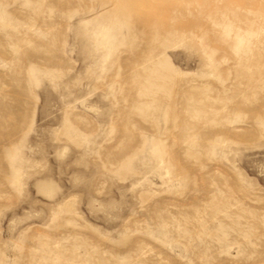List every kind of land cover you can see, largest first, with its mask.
Here are the masks:
<instances>
[{
    "label": "rangeland",
    "instance_id": "374dc122",
    "mask_svg": "<svg viewBox=\"0 0 264 264\" xmlns=\"http://www.w3.org/2000/svg\"><path fill=\"white\" fill-rule=\"evenodd\" d=\"M0 264H264V0H0Z\"/></svg>",
    "mask_w": 264,
    "mask_h": 264
}]
</instances>
